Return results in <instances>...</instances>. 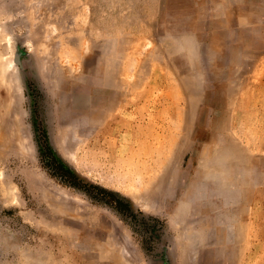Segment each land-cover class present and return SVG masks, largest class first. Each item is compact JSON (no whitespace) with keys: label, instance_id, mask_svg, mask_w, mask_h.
<instances>
[{"label":"rangeland","instance_id":"1","mask_svg":"<svg viewBox=\"0 0 264 264\" xmlns=\"http://www.w3.org/2000/svg\"><path fill=\"white\" fill-rule=\"evenodd\" d=\"M0 264H264V0H0Z\"/></svg>","mask_w":264,"mask_h":264}]
</instances>
